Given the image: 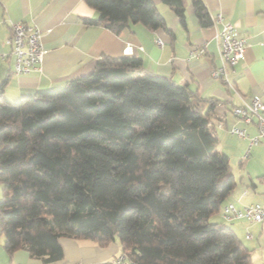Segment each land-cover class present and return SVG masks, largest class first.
<instances>
[{
	"label": "trees",
	"instance_id": "1",
	"mask_svg": "<svg viewBox=\"0 0 264 264\" xmlns=\"http://www.w3.org/2000/svg\"><path fill=\"white\" fill-rule=\"evenodd\" d=\"M85 1L99 12L87 23L173 35L155 0ZM162 1L187 24L183 0ZM192 4L210 26L203 0ZM5 83L0 233L9 253L60 260L69 236L118 239L131 264H251L235 230L210 219L236 183L216 149L220 99L152 73L134 54H102L89 74L16 101Z\"/></svg>",
	"mask_w": 264,
	"mask_h": 264
},
{
	"label": "crops",
	"instance_id": "2",
	"mask_svg": "<svg viewBox=\"0 0 264 264\" xmlns=\"http://www.w3.org/2000/svg\"><path fill=\"white\" fill-rule=\"evenodd\" d=\"M155 2L173 35L162 28L151 30L142 23H132L119 34L103 25L87 23L86 19H96L99 12L85 0H0V84L6 80L4 92L7 99L14 101L22 95L60 87L71 77L89 74L102 54H134L143 59L145 67L152 73L172 77L203 96L220 99L213 110L226 120L217 123L220 141V137L230 133L228 127L235 121L231 114L234 106L251 101L255 95L264 100V0H203L213 21L210 26L201 25L192 0H183L186 25L180 22L169 5L162 0ZM218 12H222L224 20L235 24L237 34L248 41L244 57L230 73L233 85L211 74L212 69L221 63L216 34L223 24L215 19ZM11 21H24L41 29L45 54L38 70L15 72L14 55L9 53L11 47L5 43L11 32ZM158 37L162 38L163 46L157 44ZM128 45L133 47L131 54L125 51ZM199 46H204V55L189 58L190 49ZM237 124L246 128L249 136L257 133L255 123L239 121ZM249 136L232 138L239 147L240 166L244 165L246 148L264 147L262 139L250 146ZM231 171L236 183L222 203L221 215L228 202L241 207L264 201V168L256 174L258 180L251 173L242 171L237 177L232 166ZM243 220L247 219L227 221ZM60 241L63 258L47 262L23 248L9 253L4 245L5 237L0 233V264H103L114 261L123 253L118 239L105 246L88 238L63 236Z\"/></svg>",
	"mask_w": 264,
	"mask_h": 264
},
{
	"label": "built area",
	"instance_id": "3",
	"mask_svg": "<svg viewBox=\"0 0 264 264\" xmlns=\"http://www.w3.org/2000/svg\"><path fill=\"white\" fill-rule=\"evenodd\" d=\"M216 20L222 21V29L216 34L219 45V57L221 63L212 69V76L221 78L228 84L233 85L230 73L234 66L244 57L248 41L245 37L237 34L235 24L224 20L222 12L215 16ZM11 32L6 38L10 54L14 55L16 73H30L40 68L43 61L45 49L42 43V31L36 25L28 24L24 21H11ZM159 46H163L162 38L156 39ZM126 53H133V47L128 45L125 48ZM204 46L192 47L189 58L204 55ZM231 114L235 121L228 127L230 133L241 137L249 136L246 128L239 126V121L245 124L255 123L257 133L250 137V146L257 144L264 139V100L261 96H253L251 101L232 108ZM222 215L226 220L247 219L254 222L264 221V201L250 203L244 206H237L233 202L226 203L222 208ZM248 236L251 237V234ZM115 264H131L125 253L120 254L115 260Z\"/></svg>",
	"mask_w": 264,
	"mask_h": 264
},
{
	"label": "rangeland",
	"instance_id": "4",
	"mask_svg": "<svg viewBox=\"0 0 264 264\" xmlns=\"http://www.w3.org/2000/svg\"><path fill=\"white\" fill-rule=\"evenodd\" d=\"M18 99L19 98H17V100ZM232 138L238 137L237 135H232L230 133H227L224 137H220L216 149L225 152L230 156L232 170L236 176L239 171H242L245 173H251L255 179L258 180L259 177L256 176V174L261 173L264 168V147L258 148L257 146H254L249 150L246 148L243 152V154L245 153L244 165L240 166L239 147L233 143ZM262 141L264 142V139H262ZM210 219L211 221L232 226L243 246L248 249L251 264H264V222L256 223L250 220L230 222L223 219L221 212L213 214ZM249 234L252 236H248Z\"/></svg>",
	"mask_w": 264,
	"mask_h": 264
}]
</instances>
